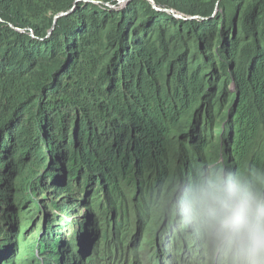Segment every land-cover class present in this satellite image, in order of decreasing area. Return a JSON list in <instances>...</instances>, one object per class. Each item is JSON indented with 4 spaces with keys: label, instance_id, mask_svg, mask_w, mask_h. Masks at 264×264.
<instances>
[{
    "label": "trees",
    "instance_id": "trees-1",
    "mask_svg": "<svg viewBox=\"0 0 264 264\" xmlns=\"http://www.w3.org/2000/svg\"><path fill=\"white\" fill-rule=\"evenodd\" d=\"M72 1L0 0V16L31 25L44 37L53 15ZM215 1L171 0L191 15ZM158 2L176 10L169 0ZM222 3L221 18L201 23L167 19L145 0L121 12L80 4L83 9L59 20L44 42L0 24V264H39L33 261L38 255L45 264L53 260L42 243L41 253L35 250L37 233L28 235L39 208L31 192L48 187L47 148L65 158V191L84 206L80 231L96 249L87 264L128 257L136 236L129 220L111 219L113 212L125 217L133 204L145 211L148 234L157 228L184 177L176 170L186 162L182 155L199 153L215 166L222 154L254 156L237 166L246 179V164H252L261 185L264 0ZM200 109L207 116L201 132L194 119ZM222 123L231 124L230 135L216 131ZM96 143L108 147L100 153L91 148ZM171 228L162 240L171 238ZM16 229L8 254L3 249ZM165 247L161 256L167 261Z\"/></svg>",
    "mask_w": 264,
    "mask_h": 264
},
{
    "label": "clouds",
    "instance_id": "clouds-1",
    "mask_svg": "<svg viewBox=\"0 0 264 264\" xmlns=\"http://www.w3.org/2000/svg\"><path fill=\"white\" fill-rule=\"evenodd\" d=\"M76 1L73 0L67 6L75 5L73 12L67 16L83 9V6H79L80 4H92L103 11L121 12L134 0H130L123 7L118 5L113 10L102 8L95 3L111 4L119 0ZM152 1L154 4H159L155 0ZM169 1L171 2V0ZM148 3L151 7L153 6V10L161 13L167 19L181 23H201L219 19L224 10L222 0H216L209 8L193 15L185 13L172 2V6L176 9L174 12L157 9L155 5ZM63 9L53 15L52 22L57 13ZM204 11H208L209 15L206 20L185 19V17H192ZM165 13L171 15L168 17ZM174 15L182 18H177ZM64 17L57 20L55 28L48 35L51 22L44 37H41L31 25H26L24 22L11 23L1 18L10 24L23 23V28L26 31L21 32L22 35H28L34 40L44 42L51 38L58 27L59 20ZM3 27L8 29L4 25ZM17 27H22V25ZM230 91L235 94L232 106L236 107L239 103V94L235 93L233 81ZM194 114V119L198 121L197 131L201 132L207 125L206 112L200 109L196 110ZM216 131L221 132L222 135H230L233 129L231 124L222 123L216 127ZM144 133L137 137H141ZM184 140H188V137L186 136ZM218 142L220 147L226 146V142L221 136H219ZM107 147V143H96L91 146L100 153H103ZM242 159L255 160V157L239 155L231 158L222 154L218 160V166H215L205 155L199 153L188 157L182 155L181 160H186V162L184 165H178L176 170L184 177L176 182L175 195L168 205L169 212L166 211V207L163 208V217L157 221V228L150 235L143 225L148 220L147 216L143 214L145 211L136 210L133 204L126 210L125 217L123 215L119 217L115 212L111 214V219L117 220V223L129 220L132 224L133 234L136 236V240L128 243L130 250L128 257L114 260L112 263L162 264L164 261L166 264H264V178L261 185L257 187L254 178L257 170L252 169L254 167L252 164H246L248 168L245 173L246 179H242L243 175L237 166V162ZM47 161L48 187L45 193L37 190L31 192L30 195L31 201L36 202L39 208L33 212L31 220H34V228L28 230V235L37 233L38 244L35 245L37 253H41V243L49 248L46 252L53 254V260L49 264H87L96 249L95 241L85 232L80 231L85 215L84 206L79 199L65 191V180L62 179V176H64L67 165L63 155L51 153L47 148ZM34 183L35 180L32 184ZM23 208L25 211L26 208ZM114 221L113 228L115 227ZM168 225H172L171 238L162 240L161 234ZM185 228L187 229L185 230ZM17 233L16 229L5 244L3 250L8 254L14 248ZM41 233H43L42 236ZM171 242L177 246H171ZM185 244L189 245L187 251L182 249ZM161 245L168 246L165 247L169 249L167 261L161 256L163 255ZM134 248H140V251H133ZM32 254L30 253V255ZM21 255L29 257L25 253ZM33 261L45 264L41 262L39 255ZM107 263L103 260L99 261V264Z\"/></svg>",
    "mask_w": 264,
    "mask_h": 264
},
{
    "label": "water",
    "instance_id": "water-1",
    "mask_svg": "<svg viewBox=\"0 0 264 264\" xmlns=\"http://www.w3.org/2000/svg\"><path fill=\"white\" fill-rule=\"evenodd\" d=\"M80 0H77L76 2H79ZM130 0H119V1H116V2H114V3H111V4H102V3H99V2H96L95 4H97V5H100L102 8H106V9H108V10H113V9H115L118 5H121L122 7L127 3V2H129ZM148 2H150L151 3V5L153 4V5H155L154 3H153V1L152 0H147ZM155 1H159V0H155ZM75 5L74 4H72V5H70L69 7H67L66 9H63L62 11H60L59 13H57V15L54 17V20H53V22H52V25H51V28H50V30H49V32H48V35H50L51 34V31L55 28V26H56V23H57V20L58 19H60L61 17H64V16H67L68 14H70V13H72L73 12V7H74ZM161 6V4L159 5V7ZM153 7V6H152ZM157 9H159V8H157ZM163 9V7H161V10ZM163 11H164V9H163ZM165 15L166 16H170L171 14H167V13H165ZM175 16V15H174ZM175 17H177V18H182L181 16H175ZM209 17V15H208V11H204V12H202L201 14H198V15H194V16H192V17H185V19L186 20H202V19H204V20H206V18H208ZM0 23H2L4 26H6L8 29H10V30H15V31H18L20 34H22V33H24L26 30H24V25H23V23H18V24H10V23H7L6 21H4L1 17H0ZM18 25H22V27H17ZM22 32V33H21ZM224 261V260H223ZM219 264H222V263H219Z\"/></svg>",
    "mask_w": 264,
    "mask_h": 264
},
{
    "label": "bare ground",
    "instance_id": "bare-ground-1",
    "mask_svg": "<svg viewBox=\"0 0 264 264\" xmlns=\"http://www.w3.org/2000/svg\"><path fill=\"white\" fill-rule=\"evenodd\" d=\"M155 7H156V8H159L156 4H155ZM159 9H161V8H159ZM164 11H166V12H168V11H169V12H174L175 10H173V9H168V10H167V9H164ZM44 137H45V136H44ZM50 143H51V142H50ZM47 145H48V144H47ZM49 146H50V145H49ZM184 202H186V200H184ZM58 252H59V251H58ZM83 259H84V258H83ZM55 264H56V263H55Z\"/></svg>",
    "mask_w": 264,
    "mask_h": 264
},
{
    "label": "rangeland",
    "instance_id": "rangeland-1",
    "mask_svg": "<svg viewBox=\"0 0 264 264\" xmlns=\"http://www.w3.org/2000/svg\"><path fill=\"white\" fill-rule=\"evenodd\" d=\"M39 214V213H38ZM43 235V233H41V236Z\"/></svg>",
    "mask_w": 264,
    "mask_h": 264
}]
</instances>
